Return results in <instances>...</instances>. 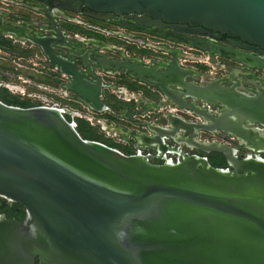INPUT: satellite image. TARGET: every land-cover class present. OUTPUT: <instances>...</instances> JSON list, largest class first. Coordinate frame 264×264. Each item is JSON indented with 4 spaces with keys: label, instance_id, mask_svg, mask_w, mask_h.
<instances>
[{
    "label": "water",
    "instance_id": "obj_1",
    "mask_svg": "<svg viewBox=\"0 0 264 264\" xmlns=\"http://www.w3.org/2000/svg\"><path fill=\"white\" fill-rule=\"evenodd\" d=\"M82 5L103 13L94 15L100 20L126 15L137 26L227 36L243 50L232 58L264 70V0H64L58 7L80 12ZM0 24L39 47L74 98L96 113L110 109L104 76L125 70L199 118L173 114L156 125L128 108L124 116L139 128L122 131L143 152L126 154L85 139L58 107L0 100V195L26 210L22 221L0 219V264H36L37 257L39 264H264V86L227 84L228 76L199 83L175 53L157 66L93 50L89 62L91 50L62 48L68 40L54 18L55 35ZM193 38L190 45L221 54L212 41ZM219 131L255 154L240 157L226 142L201 140L202 132ZM185 147L222 155L228 167Z\"/></svg>",
    "mask_w": 264,
    "mask_h": 264
},
{
    "label": "rangeland",
    "instance_id": "obj_2",
    "mask_svg": "<svg viewBox=\"0 0 264 264\" xmlns=\"http://www.w3.org/2000/svg\"><path fill=\"white\" fill-rule=\"evenodd\" d=\"M30 1V0H28ZM13 8L8 4L0 2V11L8 10ZM21 11L18 13L20 15L26 14L25 16H30L35 19L43 18L40 14L36 12L26 11L21 7H16ZM26 12V13H22ZM71 17L81 21L79 22H71L69 20H63L62 25L64 28L70 33L71 36L81 35L85 37L95 36L107 42L108 44L115 45V48L105 49L104 51L113 56H119V51L125 52L129 56H136L142 59L145 62H150L152 60H161L164 58H169L168 50H176L179 47V50L186 55L181 56L182 63L185 66H189L198 71V76L194 77V80L197 82H203L207 80H213L218 77L228 76L230 80L227 84L233 83V81L239 78L238 75L233 74V69L239 67L240 64L237 62L221 57L215 54L207 53L202 50H197L189 47H184L182 45H178L166 39L154 38L150 37L151 40L157 44L159 47H143L137 46L133 43H128L123 40L109 38L102 33L93 32L89 30V28L85 25V23H99L106 26V23H102L98 20H93L90 18L82 17L81 15H77L74 13H67ZM10 19L15 21L20 19L15 13L10 14ZM0 39H3L11 46L0 43V95L9 97L11 103L15 104H26L29 107L31 106H39L45 103L47 99L53 100L62 104H72L81 110L83 113L92 114L86 107L82 105V103L75 102L71 98H65L62 94H60L59 87L63 82V77L59 76V74H48L45 72L46 68L43 67L45 63V58L40 50L32 46L30 44H24L22 42L16 41L11 37L0 36ZM119 47H123V50H120ZM258 72V71H257ZM260 73V72H258ZM10 74V75H9ZM106 79H110L116 84L125 85L129 89L133 91H137L141 94L144 99L153 100L156 95V90L154 87L149 86L145 83L138 82L128 76L117 75L116 77H106ZM243 87L250 88L251 84L248 81H243ZM115 100V102L111 103L110 99ZM104 100L106 103H109L110 110L104 112H97L96 118H105L112 119L118 121V114L125 109L138 108L135 104H124L122 101H119L115 94L111 93L110 89L107 88L104 93ZM166 102H168L166 100ZM170 103L168 102V105ZM21 106V105H17ZM173 106V105H172ZM157 107V106H156ZM171 110V108H170ZM158 112V110L156 111ZM156 112H151L148 114L149 119L155 120ZM181 113V112H179ZM198 120L199 118L191 116V119ZM82 120L87 121V119L83 118ZM98 133L99 135L107 142L108 145H112L115 148L120 149L126 154H134L135 149H133V140L129 142L119 140L121 136H109L106 131L102 129L100 125L92 124L87 121ZM123 123H127L124 121ZM131 129H138L132 123ZM205 137H201V140H220L221 142H226L238 150V155L240 157H246L249 154H253L254 152L247 147L241 146L239 144V140L235 138L233 135L224 132H215V133H205L203 134ZM190 153H198L202 156L211 157L214 160L215 154H206L200 153L196 149L188 150ZM261 157L264 158V152L260 153ZM222 156V155H221ZM222 167H228L226 160L223 158ZM0 203L6 206V210H11L13 207L7 201V199L3 196H0Z\"/></svg>",
    "mask_w": 264,
    "mask_h": 264
},
{
    "label": "flooded vegetation",
    "instance_id": "obj_3",
    "mask_svg": "<svg viewBox=\"0 0 264 264\" xmlns=\"http://www.w3.org/2000/svg\"><path fill=\"white\" fill-rule=\"evenodd\" d=\"M0 2L8 4L9 6L13 7V8L8 9V10L0 11V18L3 20V23L6 25L7 24L25 25V26H27L28 31L32 35H40V36L55 35V32H54L55 29L51 25V19L54 18L57 26L65 33L66 38L68 40V45L66 47L62 46V48H64V50L68 54L73 53V54H79V55L86 54L87 51L91 50V52L89 53V56H90L89 62H91V60L94 58L93 53H92L93 50L102 51V52L108 54L104 50L110 49L111 47L115 48V45L108 44L104 40L97 38L95 36L85 37V36H81L78 34L76 36H71L70 33L62 25V21L63 20H69L71 22H79V23H81V21H79V20L71 17L70 15H68L67 14L68 12L74 13L77 15H81L82 17H85V18L98 20V21H101L102 23H106L107 25H111V26H106V25L99 24V23H85V25L89 28V30H91L93 32L100 33L99 31L102 30V31L108 32L109 34H114L115 33L114 29H117V28L123 29L124 33H126L128 35L123 34L122 38L109 37L105 34L104 35L109 37V38L123 40V41L128 42V43H130L129 41H127L128 39L140 41V39H142V37H145V38H148L147 39L148 41H146V43L151 42L150 47H152L153 45H154V47H159L157 44H155L151 40V38H149V36H150V37H154V38L166 39V40H169V41L176 43L178 45H182L184 47H189V48L201 50L197 47L190 45L189 43L192 42V40L191 41L188 40V37H191V38L194 37V38H200L203 40L212 41L213 43L217 44L220 47L221 54H217L218 56L229 58V59L237 62L238 64H240L239 67L232 68L233 74H236L239 76V78L235 81L240 80L242 85H243L244 80L248 81V83L251 84L250 88L255 87L257 89H262L264 86V70L255 68L253 66H248L247 64L240 63L237 60H235L234 58H232L231 56H236L237 55L236 51L241 50V49H239L238 47L231 46L228 42L227 36L219 35V38H212L210 36V34H207V33L200 34V35H186L184 33H179L177 31H174L169 26L168 27H161L158 25H154L152 27L137 26L134 23H132L131 19L126 15L118 16L117 18H111L109 20H100V19L95 18L94 15L103 16L104 15L103 13L94 12L93 10L88 9L84 5L80 6V8L77 7V8H79L80 12H71V11H66V10L60 9L58 7V5L62 2H64V0H30V1H28V0H0ZM16 7H21L26 11L36 12V13L40 14L41 16H43V18H45V20H43L42 18L35 19V18L30 17V16H25L26 14L20 15L18 13H21V11H19L18 8L14 9ZM11 13H15L18 17H20V19L15 20V21L11 20L10 19ZM22 13H26V12H22ZM116 21H122L127 27L118 25L117 23H115ZM0 36L11 37V38H14L18 42H22L24 44H30L32 46L37 47L32 42L25 40V39L18 38L13 34L4 33L1 29H0ZM235 40L238 41V39H235ZM37 48L40 50V52L43 54V56L45 58V63L43 65V67L46 68L45 72L48 74H53V73L55 74L56 73V74H59V76H62L64 78L63 82L60 84V87L58 90L60 92V94L64 95L63 91L68 90L65 87V85L68 81L67 78H65L63 73H61L59 71V68L57 66H55L54 64H52L49 61L48 57L46 55H44L42 50L39 47H37ZM119 49L123 50V47H119ZM182 50L183 49H181V51H180L179 47L176 50H168L170 57L164 58V59H166L167 61L172 60L174 57L173 53H175L176 58L178 59V61L180 62V64L183 67L191 68V67L185 66L183 63H181V61H180L181 56L186 55L185 53L182 52ZM241 51L243 52V50H241ZM244 52L250 53L249 51H244ZM111 56H113V55H111ZM123 56L128 57L132 60H139V57L129 56L128 54H126L125 52H122V51H119V56H114V57L119 58V57H123ZM262 57L264 58V55ZM164 59L152 60L148 63H150L152 65L159 66L160 62L164 61ZM140 61H142V60H140ZM78 62L81 65H83V63H84L83 60H78ZM142 62H145V61H142ZM93 66H94V68L98 67V65H95L94 63H93ZM192 69H194V68H192ZM257 71L260 73H258ZM122 72L124 73L125 70H122ZM235 81H233V82H235ZM154 89L156 90V95H155V98L153 100L156 102L157 107L156 106L152 107V108H148L146 106L141 107V108L138 107L137 109L144 110V113L141 114L140 116H136L137 118H141L148 123H152V124H156V125H164L167 122L166 117L169 115H173V114L179 115L188 121H196V120H194V118L191 119V116L196 117V115L192 111L185 110V109L175 105L177 108L176 110L178 112H181V113L173 112L174 110H173L172 105H170V104L168 105V103L166 102V98L160 92V90H158L157 88H154ZM68 91L71 93L72 99L75 102H79L74 98L75 97L74 93L71 92L70 90H68ZM79 103H81V102H79ZM82 105L84 107H86L85 104L82 103ZM170 108H171V110H170ZM87 109L89 111L93 112L90 108H87ZM157 110H158V112H156ZM151 112H156L157 115L155 116V120H151L148 118V117H150V116H148V114ZM127 120L129 121V119H127ZM259 128H261V127H259ZM205 133L206 132H202L201 137H205L203 135ZM215 140H217V139H215ZM217 141H220V140H217ZM182 149L184 151H187L186 149L190 150V148H187V147L182 148ZM254 154L255 153H253L252 155H254ZM210 160H212L211 157H210ZM152 161L154 163H159V160H157V159H153ZM7 201L13 207H11L12 208L11 210L1 212L0 213V219H2L3 217H6L8 219H16L19 221L24 220V218L26 216L25 208L22 205H20L16 202H13L9 199H7ZM35 263L39 264V258L38 257L36 258Z\"/></svg>",
    "mask_w": 264,
    "mask_h": 264
},
{
    "label": "crops",
    "instance_id": "obj_4",
    "mask_svg": "<svg viewBox=\"0 0 264 264\" xmlns=\"http://www.w3.org/2000/svg\"><path fill=\"white\" fill-rule=\"evenodd\" d=\"M112 84H113V88L110 89L111 93L115 94L116 98L119 101H122V103L129 105L132 103L136 104V103L144 102V106L148 108H152L156 106V102L154 100L144 99L139 92L133 91L129 89L127 86L120 84L118 85L114 81ZM139 107L141 108L143 106H139ZM125 110H123L118 114V121L104 118V124L101 127L104 131L107 132L109 136H114V137H116L117 135L121 136L119 137V140L121 141L129 142L130 140H133L132 145H133V149H135L134 144L136 143V140L133 137H130L129 135L123 133L122 131L123 127H127L131 129L130 128L131 125L129 124L131 122H129L127 118L124 116ZM124 121H126L127 123L126 124L123 123Z\"/></svg>",
    "mask_w": 264,
    "mask_h": 264
},
{
    "label": "built area",
    "instance_id": "obj_5",
    "mask_svg": "<svg viewBox=\"0 0 264 264\" xmlns=\"http://www.w3.org/2000/svg\"><path fill=\"white\" fill-rule=\"evenodd\" d=\"M115 33L114 34H109L108 32L106 31H99L100 33L102 34H105L109 37H118V38H122V35L123 34H126L124 33L123 29H114ZM119 34V35H118ZM128 35V34H126ZM148 38H145V37H142V39H140V41L138 40H133V39H128L127 41H129L130 43H133L137 46H143V47H150L151 46V42L150 43H146V41ZM154 47V45L152 46ZM139 60H142L139 58ZM143 61V60H142ZM181 63H182V60L180 59ZM124 74L123 72L122 73H115L113 76H109L108 74L105 75V82L108 84V88L109 89H112L113 88V81L110 80V79H106V77H116L117 75H122ZM63 96L67 99V98H71V93L68 91V90H64L63 91ZM46 101H48V103H45L43 105H48V106H54V107H58L60 109H62L64 115L70 119H68L69 121H73L76 123V126L78 127V124H77V118H85L87 119L89 122H91L92 124H96V125H100L102 126L104 124V119L103 118H96V112H91L92 114H88V113H83L81 110H79L78 108L74 107L73 105H71L70 103L69 104H62V103H59V102H56V101H53V100H49L47 99ZM87 107V106H86ZM173 112H178L176 109V106L173 105ZM89 108V107H87ZM179 113V112H178ZM135 152H143L141 148H137L135 149Z\"/></svg>",
    "mask_w": 264,
    "mask_h": 264
},
{
    "label": "trees",
    "instance_id": "obj_6",
    "mask_svg": "<svg viewBox=\"0 0 264 264\" xmlns=\"http://www.w3.org/2000/svg\"><path fill=\"white\" fill-rule=\"evenodd\" d=\"M0 43L1 44H6L7 42L4 41L3 39H0ZM8 46H11L10 44L7 43ZM0 100H2L3 102L13 105L9 99V97L6 96H2L0 95ZM111 103L115 102V100H113L112 98L110 99ZM109 105V103H107ZM17 105H21V107H29L26 104H15ZM110 106V105H109ZM70 119V118H68ZM83 118H77V124H78V131L79 133L85 138V139H90V140H96V141H101L103 143H106L105 140L99 135V133L87 122L82 120ZM112 146V145H110ZM113 147V146H112ZM223 156L219 155V154H215L214 156V160H211V163L215 166V167H222V161H223ZM7 211L6 210V206L3 204H0V213Z\"/></svg>",
    "mask_w": 264,
    "mask_h": 264
}]
</instances>
